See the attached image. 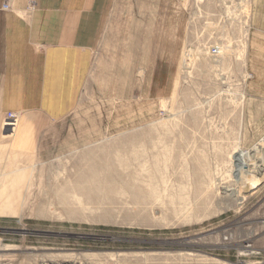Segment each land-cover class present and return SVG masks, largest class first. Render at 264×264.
Listing matches in <instances>:
<instances>
[{
	"label": "rangeland",
	"instance_id": "374dc122",
	"mask_svg": "<svg viewBox=\"0 0 264 264\" xmlns=\"http://www.w3.org/2000/svg\"><path fill=\"white\" fill-rule=\"evenodd\" d=\"M254 12L108 1L72 111L30 150L0 144V264H264V174L244 186L233 158L264 168Z\"/></svg>",
	"mask_w": 264,
	"mask_h": 264
},
{
	"label": "crops",
	"instance_id": "0c3cea01",
	"mask_svg": "<svg viewBox=\"0 0 264 264\" xmlns=\"http://www.w3.org/2000/svg\"><path fill=\"white\" fill-rule=\"evenodd\" d=\"M12 1L0 0V144L26 151L76 105L110 0ZM253 24L252 63L264 66L261 14Z\"/></svg>",
	"mask_w": 264,
	"mask_h": 264
},
{
	"label": "bare ground",
	"instance_id": "6f19581e",
	"mask_svg": "<svg viewBox=\"0 0 264 264\" xmlns=\"http://www.w3.org/2000/svg\"><path fill=\"white\" fill-rule=\"evenodd\" d=\"M229 47H230V45H229ZM256 153H258V152H256ZM256 153L253 155L250 153V151L242 152V153L238 154L236 157H233L235 160V163L237 164L236 168L239 166L238 167L239 169L237 171V178L238 179L236 181L240 182V183L242 182L244 186L248 185V184L252 185L254 183H257L258 181L261 180L262 175L264 174V168L259 167L258 170L255 171V172H257V175H256L257 177H256V179L254 178L255 180L253 178L248 179V177H247L248 175L245 177V175L247 173L246 169H251L252 167L255 169L256 167L261 166L260 161H258L260 158L258 160L256 159V156H257ZM261 161H263V160H261ZM246 179H248V180H246ZM233 192H235V191H233ZM231 195H234L236 200H238V199L240 200V198H241L239 193H235V194L232 193ZM0 251H5V249L1 247ZM53 264H72V263L70 261H63L61 263H53Z\"/></svg>",
	"mask_w": 264,
	"mask_h": 264
},
{
	"label": "built area",
	"instance_id": "2783aa9c",
	"mask_svg": "<svg viewBox=\"0 0 264 264\" xmlns=\"http://www.w3.org/2000/svg\"><path fill=\"white\" fill-rule=\"evenodd\" d=\"M209 53H210L212 56H218V55H219V47H217V46H213V47H211L210 50H209ZM8 116H9L10 118H16V117H17L16 114H12V113H10ZM225 239L227 240L228 238H225Z\"/></svg>",
	"mask_w": 264,
	"mask_h": 264
}]
</instances>
